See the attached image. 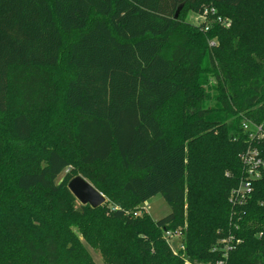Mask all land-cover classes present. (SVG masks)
I'll use <instances>...</instances> for the list:
<instances>
[{"label": "trees", "instance_id": "16d2710c", "mask_svg": "<svg viewBox=\"0 0 264 264\" xmlns=\"http://www.w3.org/2000/svg\"><path fill=\"white\" fill-rule=\"evenodd\" d=\"M200 5L231 26L192 27ZM251 149L264 0H0V264H264V178L230 200Z\"/></svg>", "mask_w": 264, "mask_h": 264}, {"label": "rangeland", "instance_id": "374dc122", "mask_svg": "<svg viewBox=\"0 0 264 264\" xmlns=\"http://www.w3.org/2000/svg\"><path fill=\"white\" fill-rule=\"evenodd\" d=\"M183 19L190 24L192 27H199L203 23H206L208 27H211V25L215 23H221L225 27L231 26V20L227 17H223L218 13V10L212 6V5H200L196 9H187L183 13ZM207 30L205 29V32ZM78 38V34H74L73 36H69L67 38V43H71L75 39ZM216 43V40L211 42V45H214ZM67 62L64 61V64L62 66L63 70H67ZM213 83L216 81L213 80ZM34 123H39L36 121V119H33ZM64 175H62L59 180L63 179ZM141 210H144L145 212L149 213L155 220H160L166 217L170 214L171 209L167 202L165 201L164 197L161 194L156 195L155 197L151 198L148 202H146L144 205L140 206ZM141 214V213H139ZM174 241H178L177 239ZM177 243V242H176ZM91 253L93 254L97 264H104L103 259L99 252L90 249Z\"/></svg>", "mask_w": 264, "mask_h": 264}, {"label": "built area", "instance_id": "2783aa9c", "mask_svg": "<svg viewBox=\"0 0 264 264\" xmlns=\"http://www.w3.org/2000/svg\"><path fill=\"white\" fill-rule=\"evenodd\" d=\"M244 128L246 130H253L256 132V134H251V137L255 138L256 136H260L262 133V127L253 126L249 123L244 124ZM243 163L246 168L247 176L246 179L241 183L240 187L233 192V195L231 196V201L233 203H243L245 202L248 197L253 192V186L254 183L258 180H262L264 178V159L261 158L260 152L258 149H251L246 154L242 156ZM171 240L176 238L177 236L171 235L170 233L167 234ZM231 239H223L222 243L227 248L229 247ZM175 253H177L176 250H174ZM187 264H225L224 260L218 261L217 263H187Z\"/></svg>", "mask_w": 264, "mask_h": 264}, {"label": "water", "instance_id": "95a60500", "mask_svg": "<svg viewBox=\"0 0 264 264\" xmlns=\"http://www.w3.org/2000/svg\"><path fill=\"white\" fill-rule=\"evenodd\" d=\"M179 13L180 10H178L176 18ZM68 188L82 205H90L96 209L107 202L106 197L81 175L73 178L69 182Z\"/></svg>", "mask_w": 264, "mask_h": 264}]
</instances>
